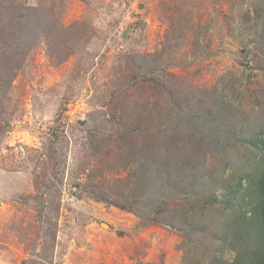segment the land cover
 I'll list each match as a JSON object with an SVG mask.
<instances>
[{
  "label": "rangeland",
  "instance_id": "rangeland-1",
  "mask_svg": "<svg viewBox=\"0 0 264 264\" xmlns=\"http://www.w3.org/2000/svg\"><path fill=\"white\" fill-rule=\"evenodd\" d=\"M21 1L49 8L53 33L30 36L0 109V264L231 262L217 200L249 151L213 137L220 120L210 137L190 132L179 111L225 102L239 125L264 123V0ZM187 170L206 176V196L218 179L215 203ZM162 194L190 221L205 213L207 240L187 250L120 208L171 206Z\"/></svg>",
  "mask_w": 264,
  "mask_h": 264
},
{
  "label": "trees",
  "instance_id": "trees-1",
  "mask_svg": "<svg viewBox=\"0 0 264 264\" xmlns=\"http://www.w3.org/2000/svg\"><path fill=\"white\" fill-rule=\"evenodd\" d=\"M50 23H52V13L49 8L31 7L21 0H0V109L10 89L15 70L23 65L28 55L25 52L30 36L34 35L36 41L44 36L49 39L53 33L49 30ZM55 25L58 29L63 28L58 22H55ZM216 109L217 111L214 112L201 113L191 112L188 109L179 111L181 122L185 124L190 122L187 124L190 132L204 135L208 129L206 133L208 136L205 137H210V123L215 124L220 120L224 125L217 126L213 137L223 139L222 134H224L226 147L234 150L246 147L249 151L247 158L235 162L229 170L232 174L231 185L228 181L221 184L222 193L217 200L224 205L225 211L229 214V218L224 221L223 231L218 234L224 237L221 240L222 247L232 251L234 258L228 263L212 254L206 263L264 264V123L252 122L239 125L225 102L221 103L220 109L216 104ZM222 118L226 120L223 121ZM210 119L212 120L209 121ZM186 172L193 174L192 180L189 177L188 184L193 182L194 186L199 187L198 195L207 198L210 203H215L218 179L209 185L211 191L209 196H206L207 189L204 182L206 176L198 174L197 170ZM148 189L150 194L153 188L149 186ZM169 191L173 192L170 189ZM159 197L170 200L172 205L166 204L164 200L142 198L140 205L132 202L129 206L120 205V208L133 212L143 227L159 224L175 229L183 238V248L187 250L195 245L198 234L207 240L208 234L199 229L200 221L210 224L205 213L201 212L198 217L190 221L187 215L192 208H189L187 202L182 204L173 201L172 196L168 197L166 194Z\"/></svg>",
  "mask_w": 264,
  "mask_h": 264
}]
</instances>
